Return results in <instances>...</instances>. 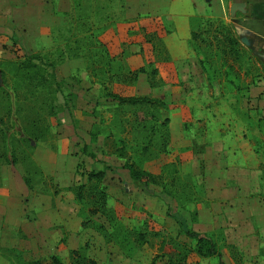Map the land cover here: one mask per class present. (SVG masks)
I'll return each instance as SVG.
<instances>
[{
	"label": "rangeland",
	"instance_id": "1",
	"mask_svg": "<svg viewBox=\"0 0 264 264\" xmlns=\"http://www.w3.org/2000/svg\"><path fill=\"white\" fill-rule=\"evenodd\" d=\"M233 1L244 2V11L229 15ZM131 7L136 13L128 16ZM31 53L54 63L60 90L48 94L42 87L25 106L24 95L33 99L21 85V100L12 101L20 111L10 117L3 149L8 157L15 146L18 161L0 158V264L50 255L63 264H81L76 255L95 264H166L169 251H184L186 264H215L193 251L180 218L213 242L224 264H264V0H0V61ZM0 67L9 89L17 80L13 66ZM110 94L155 102L130 106ZM51 99L61 111L36 109ZM27 107L43 117L44 129L29 148L17 140ZM170 119L177 123L173 142ZM227 132L235 142L223 140ZM166 133L169 150L157 155L161 161L143 160ZM225 145L257 157L261 171V188L249 195L244 213L234 204L222 210L213 186L196 183L185 168L191 157H212L207 148L220 146L219 153ZM126 159L160 173L174 197L159 185L149 195L132 182L122 167ZM170 163L179 177L173 186ZM104 165L111 168L100 181L109 210L99 216L89 197L77 202L69 187L85 184L86 173Z\"/></svg>",
	"mask_w": 264,
	"mask_h": 264
},
{
	"label": "trees",
	"instance_id": "2",
	"mask_svg": "<svg viewBox=\"0 0 264 264\" xmlns=\"http://www.w3.org/2000/svg\"><path fill=\"white\" fill-rule=\"evenodd\" d=\"M12 43L15 44L14 39H12ZM2 62V63H1ZM0 64H9L13 66L14 72L13 77H15L17 80L13 81L8 88L5 89L4 86L7 85V80L5 79V73L3 69L0 67V76L2 79L3 85H0V158L4 163H11L15 164L17 163L18 159L15 156V146H10L9 150V156L7 157L5 151H4V145H5V138L7 136L6 131L12 127V121L10 120L11 115L14 113L18 114V110L20 111V108H18V105H16L15 111L12 110V104L15 102L17 103L18 100H21L19 97L18 90L20 88H25V92L29 95H31V99L33 101H30V99L24 95V101L27 102L24 105H29V102H35L37 100V96L35 95V92H38L40 89L46 88V92L51 93V91L58 92L60 90V85L58 80L55 76V65L52 61L46 60L42 58L40 55L36 53H31L25 56H22L21 59L17 61L8 62L5 60L0 61ZM138 73L144 72V69L142 67H139L136 70ZM151 73H154L155 70L151 69ZM129 76H131V79H135V72H128ZM22 85V86H21ZM117 103L119 104H126L130 106H142L146 104H152L155 102V99L149 98L147 96H119V95H113L110 94ZM14 101V102H12ZM44 104V103H42ZM29 107H27L28 110ZM37 110H46L47 115L55 114L62 110V106L59 103H54L51 99L50 102L46 105V107H37ZM18 117V115H17ZM20 123L23 126L24 135L22 137H19L20 139H17L18 141L24 142V147H31L29 144V140L37 141L40 140L44 135V129L43 127L38 126L39 122H42V116H40L39 112H31L28 110L26 113L22 114L21 117H18ZM168 122L167 118H164L160 126H166ZM11 138V136H10ZM167 138L168 134L166 133V139L165 142H161V145L159 144L158 149L150 155V157H143V160H149V159H155L157 158V155L159 153H166L168 152L167 147ZM150 144L149 138H147L146 144L142 146V150L147 151L148 146ZM82 151L86 153L85 146L81 147ZM29 158V157H22V159ZM165 165V164H163ZM172 166L168 174L171 176V186H173L176 181L179 179L178 176H174L178 173V170L173 166V163H170ZM123 168L127 170L128 177L132 182H135L140 185L141 189H143L146 193L149 195L156 194L153 189H151L152 186L159 185V188L166 192L168 196H173L175 194V189L170 192V190L165 189V180H163V176L161 174H154L146 169L140 167L136 162L130 161L129 159H126L122 165ZM164 167V166H163ZM111 169L108 165H104L101 169H93L86 173V183H81L79 185L69 187L73 194L74 198L77 200V202H83L85 197H89L92 204V213H97L99 216L105 215L106 212L109 210L107 208V193L100 187V181L103 179L105 175V171ZM187 179L191 180L189 175H185ZM23 182L27 185V187L30 186L29 179L23 175L22 177ZM184 186V185H183ZM189 187V185H188ZM179 226L183 231V234L186 237L193 238L194 239V252L199 256H211L215 259V264H224L223 261L220 258V252L214 248V244L209 238L204 235L203 237H198L200 233H197L195 231H191L186 229L184 224V219L180 218L178 219ZM82 224V223H81ZM84 225V224H83ZM96 229H102L104 230V227L102 224H97ZM104 233V232H103ZM135 239L138 242H144V233L143 232H137L135 233ZM171 241L172 239L169 238ZM202 245H207L206 249H202ZM73 252V251H72ZM186 257L187 254L184 253V251H169L166 252V264H186ZM17 258L18 264H63L61 260H59L55 255H50L48 257V261L42 262L39 259H30V260H22L19 257ZM76 258L81 261V264H95L93 260L83 256V255H76Z\"/></svg>",
	"mask_w": 264,
	"mask_h": 264
},
{
	"label": "crops",
	"instance_id": "3",
	"mask_svg": "<svg viewBox=\"0 0 264 264\" xmlns=\"http://www.w3.org/2000/svg\"><path fill=\"white\" fill-rule=\"evenodd\" d=\"M127 12L128 16H132L136 13V10L131 7ZM171 121L172 119L169 120V135L172 141L174 138L173 133H176L173 128L176 127L177 123L176 121L173 123ZM228 128L230 129V127H225L224 129L227 130ZM230 132L224 134L223 140L229 141L228 138H233L232 135L234 134ZM181 136L187 139V133H182ZM179 138L181 139L180 136ZM233 140L234 142L236 141L235 138ZM235 147L231 149L225 145V150L219 153L214 150L219 149L220 151V146L215 148L209 147L207 151L215 153L212 157H191L187 160L188 167L185 168L196 183L200 184L197 180L203 179L206 187L211 189V186H213L217 202H221L220 204L223 205L222 210L229 211L232 208L230 205L234 204L237 211L240 210V213H244L243 209L249 200V195L261 188L263 179L261 171L257 163H255L257 157H243L239 151L234 149ZM158 158L160 157L155 158V160L160 162L161 160H158ZM200 160H202V166L198 163ZM216 216L220 217L221 215L217 214Z\"/></svg>",
	"mask_w": 264,
	"mask_h": 264
},
{
	"label": "water",
	"instance_id": "4",
	"mask_svg": "<svg viewBox=\"0 0 264 264\" xmlns=\"http://www.w3.org/2000/svg\"><path fill=\"white\" fill-rule=\"evenodd\" d=\"M235 9H238V10H240V11H244V3H237V2H233V3H231V5L229 6V15H232L233 14V11L235 10ZM241 41L244 43V44H246L247 43V41H246V39L244 38V37H241ZM204 235L202 234V233H200L199 235H198V237H203Z\"/></svg>",
	"mask_w": 264,
	"mask_h": 264
},
{
	"label": "flooded vegetation",
	"instance_id": "5",
	"mask_svg": "<svg viewBox=\"0 0 264 264\" xmlns=\"http://www.w3.org/2000/svg\"><path fill=\"white\" fill-rule=\"evenodd\" d=\"M233 2H237V3H241V1H233ZM232 2V3H233ZM242 3H244V2H242ZM244 6H245V3H244ZM238 10V9H237ZM240 11V10H239ZM228 13H229V9H228Z\"/></svg>",
	"mask_w": 264,
	"mask_h": 264
}]
</instances>
